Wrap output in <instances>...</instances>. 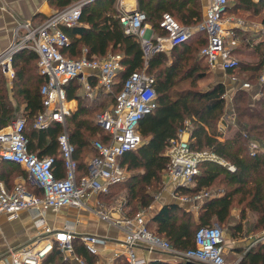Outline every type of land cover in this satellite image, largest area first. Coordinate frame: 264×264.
Here are the masks:
<instances>
[{"label": "trees", "instance_id": "obj_1", "mask_svg": "<svg viewBox=\"0 0 264 264\" xmlns=\"http://www.w3.org/2000/svg\"><path fill=\"white\" fill-rule=\"evenodd\" d=\"M74 1L76 0H50V3L54 7L61 6L58 9H62ZM137 1L138 8L147 12L148 21L159 33H164L160 28V21L166 11L189 25L204 18L202 0ZM242 11L247 13V18H253L264 12V0H228L227 14L242 16ZM48 16L49 14L39 13L34 19L41 22ZM260 21L264 24V13ZM62 28L71 38L69 46L62 50L65 55L80 57L86 46L90 58L104 57L110 51L121 54L124 66L118 70L111 90L99 84L98 72L93 71L89 82L97 88L94 97L86 94L84 84L78 78L65 85L67 98L78 100L77 110L67 117V127L75 145L74 157L77 161V176L80 178L88 172V157L98 154L93 140L106 142L110 137V133L97 124V113L115 105L116 95L123 89L127 76L131 71L144 66L145 56L140 40L134 34L125 32L120 20L118 0H92L84 6L78 24ZM261 35L263 37L259 38ZM240 40L246 44L247 50L233 53L256 58L253 61L239 59L235 68L228 69L230 75L239 77L242 74L246 77L243 80L252 83L250 89H237L234 93L232 112L236 114L238 126L233 135L223 140L217 137L218 123L226 111L227 86L222 81L206 90L181 85L184 76L196 74L199 77L205 73L196 66L193 54L197 51L203 61L210 65L201 54L202 48L207 44V36L201 35L191 43H180L172 47L170 62L165 51L157 52L149 58L147 64V71L156 78L157 107L140 121L139 130L143 137L140 146L119 157V162L134 173L124 181L111 185L108 193L99 195L103 201L112 200L114 188L127 181V205L134 201L132 206L135 209L128 210L126 215H135L139 206H150L154 195L149 188L156 187L170 162L166 153L169 141L178 135L180 128L189 119L192 122L191 146L194 149L211 148L233 162L237 168L231 171L214 161L201 162L196 184L181 185L177 188L178 192L192 196L205 188H215L217 191L221 189V193L199 200L197 215L189 203L174 200L164 203L147 221L150 229V224L155 225L153 231L167 237L178 248L194 245L195 232L200 225H212L216 221L224 226L235 209H239V213L243 215L251 211L257 214L254 228L257 231L264 229V149L258 150L256 154H251L250 149L252 138L264 140V83L258 81V76L264 69V32L254 37L247 33ZM14 66L16 71L12 86L4 79L0 69V128L22 114L27 117L25 132L30 151L36 152L40 157L57 156V139L63 131L62 124L52 121L44 129L35 126L38 113L45 108L41 94L44 78L39 73L38 54L32 49H22L14 56ZM179 75L183 76L177 78ZM257 90L260 95L253 99L251 93ZM17 171L26 173L19 163L4 159L0 161V179L9 188L14 186ZM55 173L57 177L66 174L64 164L58 158ZM240 225L241 222L234 226L239 229ZM73 244L76 254L86 264H99V254L89 252L79 236L73 239ZM50 262L72 264L73 261L64 258L62 252L55 248L43 264ZM114 264L129 263L124 255H119ZM150 264L185 262L154 259ZM242 264H264V244L258 243L247 251Z\"/></svg>", "mask_w": 264, "mask_h": 264}, {"label": "built area", "instance_id": "obj_2", "mask_svg": "<svg viewBox=\"0 0 264 264\" xmlns=\"http://www.w3.org/2000/svg\"><path fill=\"white\" fill-rule=\"evenodd\" d=\"M90 1L92 0H76L62 9L52 11L41 22L28 19L18 24L14 40L0 53V68L11 77L15 75L13 63L16 53L22 49H32L38 54V68L44 78L41 94L45 108L38 113L35 126L44 129L52 121L60 122L63 126L57 139L58 155L43 157L30 151L28 147L26 117L12 119L0 128V158L21 164L26 169L29 180L17 181L9 188L0 179V214L4 213L9 219H14L23 209L33 210L35 225L40 229L34 245L27 242L10 247L1 258L0 264H42L55 248L62 252L64 258H74L78 264H86L74 250L73 239L76 236L80 237L89 252L99 254L109 242L107 237L91 232L78 234L71 227H56L46 221L44 214L47 209L58 210L67 205L87 207L119 226L124 231L125 248L114 252L113 258L124 255L129 264L148 262L147 258L137 254L136 247L149 252L162 251L174 262L186 263L191 260L202 264H227L224 231L217 222L200 225L195 232L194 245L183 249L174 246L167 237L152 231L148 227L144 211L139 210L133 216L124 214L114 217L103 209L95 210L88 204V198L92 193H108L111 185L127 178L128 169L119 162V157L140 146V121L157 107L156 78L147 71L149 58L157 52L168 51L175 45L206 35L208 41L201 50L202 56L212 67L219 64L228 71L238 65V59L232 53L228 42H236L238 29H248V22L236 15L227 14L228 0H208L204 18L196 24H184L171 12H164L160 21V28L164 33H159L148 21L146 11L138 6L128 9L122 0H118L121 23L126 33L134 34L140 40L145 64L129 73L123 89L116 95L115 105L97 113V124L107 130L110 137L106 142L93 140L98 154L88 158V172L78 178L75 145L70 139L67 127L71 108L67 105L65 85L78 78L83 82L86 94L93 97L96 88L89 82V70H97L99 84L111 90L118 70L124 68L122 55L112 51L104 57L92 58L88 56L86 46L83 47L82 55L77 58L63 53L62 50L71 43V38L62 27L78 24L84 6ZM227 75L233 80H239L236 76ZM258 81L264 83V69L259 74ZM238 82L235 90L252 87L250 81ZM227 95L226 91V99ZM259 95V90L252 92L253 99ZM226 115L225 113L218 123L217 137L222 140L226 137L227 118L234 126H238L234 112L229 117ZM190 136L191 123L186 120L178 135L170 139L166 151L170 162L165 171L175 184V197L181 202L199 201L212 196V191L207 188L192 196L180 194L177 190L181 185L196 184L201 162L214 161L231 171L237 168L233 162L211 148L194 149ZM250 149L251 154L264 149V140L252 138ZM57 158L64 164L66 174L62 177H57L55 173ZM29 184L37 187V191L31 190ZM258 243L264 244V229L249 237L242 254L230 264H242L244 254ZM111 262L112 260L109 264Z\"/></svg>", "mask_w": 264, "mask_h": 264}, {"label": "crops", "instance_id": "obj_3", "mask_svg": "<svg viewBox=\"0 0 264 264\" xmlns=\"http://www.w3.org/2000/svg\"><path fill=\"white\" fill-rule=\"evenodd\" d=\"M202 1H203V5L205 8L204 10L206 12L208 0H202ZM122 2L123 4H125V7L128 9H132L138 6L137 0H122ZM50 6H51L50 0H0V53L4 49H6L14 40L15 28L18 24L28 19H32L34 22H37L34 19V18H37L36 17L37 14L39 13L50 14L53 11V9ZM205 12H204V15H205ZM262 37L263 35L259 36V38H262ZM195 39L196 38H193L188 43L193 42ZM170 50H172V48L168 49V51H165V52L167 53ZM13 67H14V70L16 71L14 63H13ZM212 68L216 72H219V75L221 76L220 81L227 84L226 86H227L228 95L226 99L225 113L227 114L226 117H229L230 114L232 113L233 96H234V93L236 92L235 90L236 86L239 85L238 81L243 82L244 80L239 79V78H238L239 79L238 81L233 80L227 75L229 74L228 71L224 70L222 66L219 64ZM93 71H97V70L88 71V73L90 74L89 77L92 76ZM1 72L7 78L8 84L12 86L15 75L13 77L6 75L2 69H1ZM95 92H97V88ZM67 105L71 108V113L75 112L78 108V100L75 98L68 99ZM19 117H25V116L21 114ZM226 120L228 122V128L226 129L225 136L229 137L233 135L237 127L234 126L228 118ZM1 160L2 158H0V161ZM21 168L24 171H26V169L22 165H21ZM26 175L28 177L27 171H26ZM163 177H164L163 184L165 185L164 191L157 193L154 196V201L150 205V208L153 209V214L156 211H158L161 208V206L166 202H172L174 200L181 202L174 195V192H175L174 190L176 188L174 182H172L169 179L167 173H165V175L163 174ZM17 181H29V180L28 178L26 180L25 178H23L21 174H19L14 178L13 183L15 184ZM29 188L31 190L37 191V187L32 186L30 184H29ZM220 193L221 192L217 194L212 193V196L219 195ZM99 195L100 194L92 193L88 198V204L93 206L95 210H99V209L105 210L102 207L103 203L101 202ZM96 200H97V203H96ZM185 203H189L194 213L196 215L198 214V210L200 208V203L198 200H189V201H186ZM235 211L237 212L236 209L234 210V212ZM34 213L35 212L33 210L23 209L20 211L19 216L14 219H9L7 215L4 213L0 214V262H1V258L8 252V249L10 247L20 246L28 242L27 240V237H29L27 236L28 231L25 233L24 227L26 228L31 227L34 230H37L39 232L40 229L37 228L35 225ZM124 214H122L120 211L111 213V215L114 217L122 216ZM44 216H45L46 221L50 225H53L56 227L68 226V227L75 229L78 234L84 233V232H91V233H97L101 236L107 237L109 240V242L107 243V246H105L99 252V264H109L110 260H112L110 264H114L115 259L117 258V257L113 258L114 252L118 250H123L125 248V246H123L124 231L121 230L119 226L113 224L111 221L99 216V214L96 211L90 210L87 207L67 205V206L61 207L58 210L47 209L45 211ZM135 250L140 257L147 258L148 262L146 264H150V262L154 259H161V260H165L168 262H174V261H171V258L167 253H164L162 251L149 252L140 247H136ZM235 250H238V249L235 248ZM70 260L73 261L72 264H78L74 258H71ZM50 263L58 264L56 262H50Z\"/></svg>", "mask_w": 264, "mask_h": 264}, {"label": "rangeland", "instance_id": "obj_4", "mask_svg": "<svg viewBox=\"0 0 264 264\" xmlns=\"http://www.w3.org/2000/svg\"><path fill=\"white\" fill-rule=\"evenodd\" d=\"M51 4V3H50ZM53 11L57 10L59 7H54L52 4L50 6ZM264 12H260L257 15H255V17H246V12L242 11L240 14L241 15H236L238 17L243 18L244 20H246L248 22V29H238L237 31V35H238V40H236V42H228V45L231 47V51L233 52H239L241 50H247V46L246 44L240 40V38L244 35L247 34L248 35H252L253 37L257 34H260L262 32H264V24H262V22L260 21V17L263 15ZM256 38V37H255ZM5 50V49H4ZM235 50V51H234ZM171 51L167 52V56H168V62H170L172 60L171 57ZM234 54V53H233ZM194 56V60L196 62V66L199 68V70H203L204 75L199 76L198 75H192L191 77H186L184 76V79L181 83L182 86H192L195 89H201V90H206L209 89L213 84H215L216 82L221 80V76L219 75V72H216L215 70H213L211 65H207L202 57L200 56L199 51L196 52V54H193ZM234 56L237 57V59H241L244 61H253L256 57H252V56H247V55H243V54H234ZM192 63V61H191ZM190 62H188V64H191ZM2 73V72H1ZM242 73V72H241ZM3 75V74H2ZM183 75H179L177 76V78H180ZM4 79L7 81V78L3 75ZM237 77V76H236ZM239 79H246V77H244L242 74H239V77H237ZM10 86V84H9ZM20 99V98H19ZM22 101V99H20ZM20 115H17V117H19ZM189 120V119H188ZM191 125L192 122L190 121ZM142 141H143V137H142ZM20 171H17L18 175L21 174L23 176V178H25L27 180V175L25 172L19 173ZM25 173V174H24ZM134 173V171H128V177H130L132 174ZM166 171L162 172L161 178L159 180L158 183H156L157 185H155L156 187H150L149 191L155 196L157 193L164 191V187L165 185L163 184V174L165 175ZM127 177V178H128ZM128 180V179H127ZM210 191H212V193H219L220 190L217 191V189L215 188H210ZM127 191H128V187H127V181L124 184H121L119 186H117L116 188H114L113 191V199L112 200H108V201H103L102 199L101 202L103 203L102 207L109 213H114V212H118L120 211L122 214H126V212L130 209H135L134 205V201H132V203L130 205H127L128 200H129V195H127ZM142 210L145 213L146 219L149 221L151 219V217L153 216V209L150 208V206L144 207V206H139L138 207V211ZM237 212L234 210L230 213V216L226 222V224L223 227V231H224V237H225V257H226V262L227 264H230L232 261L235 260L236 257H238L240 254H242L243 252V246H245L246 242L248 241L249 237L258 232L256 229L254 228L255 226V221L257 219V214H255L254 212H246V214H240L239 213V209H236ZM241 222V227L239 229H236V226H234L235 224ZM213 223H216L213 222ZM150 226L152 228H154L155 225L150 224ZM151 228V229H152ZM24 231L25 233L28 231L27 233V240L28 242H31V246L34 245V241H37V236H38V231L34 230L33 228H26L24 227ZM153 230V229H152ZM27 243V242H26ZM238 249V250H235ZM162 253V252H161ZM234 253V254H233ZM167 257V256H166Z\"/></svg>", "mask_w": 264, "mask_h": 264}, {"label": "water", "instance_id": "obj_5", "mask_svg": "<svg viewBox=\"0 0 264 264\" xmlns=\"http://www.w3.org/2000/svg\"><path fill=\"white\" fill-rule=\"evenodd\" d=\"M185 264H202V263H199V262H195V261H191V260H188L186 261Z\"/></svg>", "mask_w": 264, "mask_h": 264}]
</instances>
